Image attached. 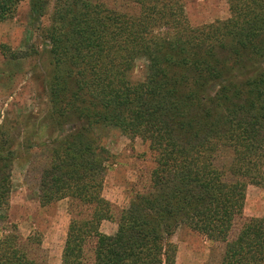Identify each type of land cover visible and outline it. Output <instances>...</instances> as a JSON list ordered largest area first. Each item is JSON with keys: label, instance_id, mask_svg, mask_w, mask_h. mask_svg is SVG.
<instances>
[{"label": "trees", "instance_id": "1", "mask_svg": "<svg viewBox=\"0 0 264 264\" xmlns=\"http://www.w3.org/2000/svg\"><path fill=\"white\" fill-rule=\"evenodd\" d=\"M18 1L0 0V21ZM120 1L57 0L41 30L46 117L52 132L76 124L40 145L41 206L69 201L61 264H175L179 225L224 243L208 264H264V214L239 222L247 186L264 187V0H227L228 18L195 27L180 0ZM138 58L147 65L136 81ZM97 127L147 141L153 157L118 213L102 195L114 155ZM1 129L0 264H46L40 235L6 220L16 152ZM104 220L114 233L100 230Z\"/></svg>", "mask_w": 264, "mask_h": 264}, {"label": "rangeland", "instance_id": "2", "mask_svg": "<svg viewBox=\"0 0 264 264\" xmlns=\"http://www.w3.org/2000/svg\"><path fill=\"white\" fill-rule=\"evenodd\" d=\"M56 1L19 0L11 15L0 21V125L13 137L16 152L10 167L12 187L4 214L22 237L40 235L46 264H61L70 213L67 198L46 206H41L38 200L39 177L46 162L40 145L57 134L69 133L76 126L66 124L52 132L46 117L45 89L50 76L46 49L49 44L41 30L49 25ZM101 1L123 9L120 0ZM180 1L189 24L194 27L224 20L230 15L227 0ZM37 5L44 11L41 17L35 10ZM4 47L17 57L9 58L3 52ZM146 65L144 58H138L131 78L142 80ZM94 131L101 144L114 155L104 177L102 195L118 213L129 204L138 172L151 167L153 157L147 141L139 137L127 136L115 128L97 127ZM263 214L264 187L249 184L239 222ZM116 227L115 221L105 220L100 230L112 234ZM169 240L174 244L175 264L217 263L224 250L223 242L210 240L186 225L176 227Z\"/></svg>", "mask_w": 264, "mask_h": 264}, {"label": "crops", "instance_id": "3", "mask_svg": "<svg viewBox=\"0 0 264 264\" xmlns=\"http://www.w3.org/2000/svg\"><path fill=\"white\" fill-rule=\"evenodd\" d=\"M104 221H105V220H104ZM102 222H103V221H102ZM102 222H101V223H102ZM100 226H101V224H100ZM113 233H114V232H113Z\"/></svg>", "mask_w": 264, "mask_h": 264}]
</instances>
